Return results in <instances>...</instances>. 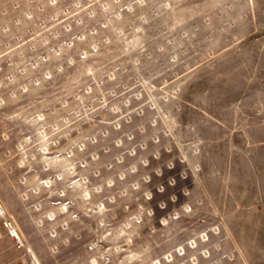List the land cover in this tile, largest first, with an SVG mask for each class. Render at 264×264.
Listing matches in <instances>:
<instances>
[{"label":"rangeland","instance_id":"374dc122","mask_svg":"<svg viewBox=\"0 0 264 264\" xmlns=\"http://www.w3.org/2000/svg\"><path fill=\"white\" fill-rule=\"evenodd\" d=\"M0 204V264H264V0H0Z\"/></svg>","mask_w":264,"mask_h":264},{"label":"bare ground","instance_id":"6f19581e","mask_svg":"<svg viewBox=\"0 0 264 264\" xmlns=\"http://www.w3.org/2000/svg\"><path fill=\"white\" fill-rule=\"evenodd\" d=\"M4 212H5V211H4V208H3L2 205L0 204V214H3ZM9 231H10V233L15 237V239H16L17 241H20V242L22 243V240H21L20 236L18 235L17 231H15V230L13 229L12 226H10ZM19 244H20V243H19Z\"/></svg>","mask_w":264,"mask_h":264},{"label":"clouds","instance_id":"9594fccd","mask_svg":"<svg viewBox=\"0 0 264 264\" xmlns=\"http://www.w3.org/2000/svg\"><path fill=\"white\" fill-rule=\"evenodd\" d=\"M163 219V218H162Z\"/></svg>","mask_w":264,"mask_h":264}]
</instances>
